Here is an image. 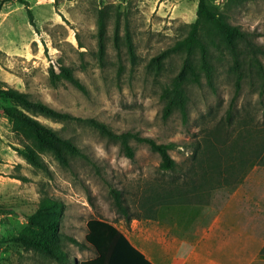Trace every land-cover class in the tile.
<instances>
[{"label": "rangeland", "instance_id": "374dc122", "mask_svg": "<svg viewBox=\"0 0 264 264\" xmlns=\"http://www.w3.org/2000/svg\"><path fill=\"white\" fill-rule=\"evenodd\" d=\"M210 1L231 25L247 33L253 47L251 51L244 44L238 45L242 78L229 126L226 112L236 74L230 54L221 45L209 49L213 89L201 72L199 83L186 87L187 123H182L178 111L166 120L161 118L164 103L160 94L179 72L182 54H170L158 67L151 60L186 35V24L195 20L197 0L0 3V82L24 92L31 101L74 118L57 121L27 112L71 141L81 154L70 158L67 167L43 154L45 169L32 167L20 153L28 142L13 131L11 120L1 113V108L15 104L0 97V264H56L10 241L25 230L27 218L43 196L63 205L59 232L82 243L85 224L90 219L104 220L116 227L125 222L112 205L111 188L121 191L131 217L142 215L144 210L140 206L149 204L152 193L162 189L182 192L187 189L190 175L193 184L198 182L201 171L197 167L191 170L196 164L194 160L203 158L206 138L213 143L216 130H227L232 142L237 135V123L250 118L255 123L264 122V88H260L257 74L264 75V54L259 52H264V0ZM102 9L108 17L104 53L98 60L96 21L97 12ZM116 21L119 31L114 45ZM126 31L132 59L127 52ZM192 57L197 62V50ZM58 65L71 69L83 92L64 80L50 83L48 70L52 68L58 73ZM87 119L102 123L115 133L137 132L156 143L172 144L169 155L176 163L175 170L160 171L159 157L146 145L134 141L129 143L133 159H127L117 144L84 122ZM252 170L262 172L264 167ZM257 175L251 172L250 180L261 181L262 194L264 176ZM219 183L223 185V181ZM62 247L68 264L93 257L89 248H80L67 240H63Z\"/></svg>", "mask_w": 264, "mask_h": 264}, {"label": "trees", "instance_id": "16d2710c", "mask_svg": "<svg viewBox=\"0 0 264 264\" xmlns=\"http://www.w3.org/2000/svg\"><path fill=\"white\" fill-rule=\"evenodd\" d=\"M57 0H54L56 2ZM246 1V0H239ZM2 3L14 2L26 5L24 0H2ZM0 2V3H1ZM1 3V4H2ZM30 15V10H28ZM108 14L105 10H98L96 21L97 57L102 59L106 39V19ZM31 18V16H30ZM31 25L33 23L31 22ZM186 35L177 41L173 46L163 50L155 56L151 63L158 67L162 59L170 54L179 51L182 54L179 72L170 80V84L161 94L164 105L161 111V118L168 119L174 111H178L182 123H187V102L188 96L186 87L188 84L199 83V72L202 73L206 84L213 89V68L209 59L210 47H222L228 51L234 63V93L226 112V123L231 124L233 117V102L236 100L241 83V66L238 62L239 44L251 50L250 40L247 33L238 27L231 25L223 12L210 0H197L195 20L186 24ZM118 23L114 24L113 41L116 45L118 40ZM127 39V52L132 59L129 35L125 32ZM197 50L199 57L197 62L193 61V51ZM260 53L264 54L262 50ZM198 63L197 65H195ZM256 68L258 65H255ZM58 73L50 68L48 70L49 80L55 85L60 80L68 82L71 86L83 92L84 88L73 76L69 67L58 65ZM260 79V88H264V75L257 72ZM0 97L15 104L13 107L1 108V113L12 122V129L21 134L28 144L20 152L26 161L36 169H45L41 155H51L61 166L67 167L70 158L80 156L78 148L68 139L60 136L55 130L38 122L27 112L41 115L57 121L73 120L69 114L53 110L43 103L31 101L28 96L19 90L8 87L0 82ZM77 120V119H75ZM94 128L100 135L109 141L117 144L121 153L129 160L133 159V149L130 141L144 144L147 148L159 157L160 171H174L176 163L169 155L172 144H159L148 137H142L137 132L115 133L106 125L92 119L84 120ZM224 126V124H223ZM237 135L232 142L227 130H216L213 136V143L208 139L202 152L203 158L194 160L196 162L191 170L196 167L201 173L196 184L192 183V176L187 177V189L182 192L170 189H162L154 192L147 202L154 206L177 205L187 203L195 199L197 193H201L205 187L226 186L231 187L240 182L247 173L256 166L264 167V122L255 123L253 119L237 123ZM235 127V128H236ZM222 128V126H220ZM211 135V134H210ZM229 141L231 143H229ZM19 179V178H16ZM24 180V178H20ZM223 181V185L219 182ZM193 184V185H192ZM112 205L120 217L126 221L130 218V208L124 202L121 191L110 189ZM181 198L180 203H167ZM159 203V204H158ZM146 210L147 204L140 206ZM63 205L60 201L43 196L35 211L27 218L25 230L11 238V242L21 245L24 249L33 250L40 256L56 264H68L69 258L63 250V240L80 248H89L93 252V258L81 260L76 264H151L144 256L135 250L126 238L112 224L99 220L90 219L86 222L83 242H78L72 236H65L59 232L60 218ZM264 257V247L260 251Z\"/></svg>", "mask_w": 264, "mask_h": 264}, {"label": "crops", "instance_id": "0c3cea01", "mask_svg": "<svg viewBox=\"0 0 264 264\" xmlns=\"http://www.w3.org/2000/svg\"><path fill=\"white\" fill-rule=\"evenodd\" d=\"M251 172L264 176L251 169L231 187H205L193 201L147 204L119 227L108 223L151 264H264V193Z\"/></svg>", "mask_w": 264, "mask_h": 264}]
</instances>
